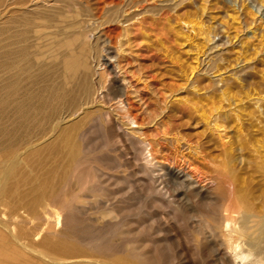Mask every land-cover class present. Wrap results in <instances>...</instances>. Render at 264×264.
I'll use <instances>...</instances> for the list:
<instances>
[{
    "label": "rangeland",
    "instance_id": "374dc122",
    "mask_svg": "<svg viewBox=\"0 0 264 264\" xmlns=\"http://www.w3.org/2000/svg\"><path fill=\"white\" fill-rule=\"evenodd\" d=\"M126 1L134 4L133 0ZM140 1L141 7L130 10L134 18L131 14L129 22L119 23L115 35L121 40V74L129 84L132 82L127 91L128 103L138 119L141 117L139 125H132L133 129L129 130L137 131L133 133L135 139H145L154 145L155 159L149 168L143 159L135 161L138 150H132L123 142L104 134L101 126L103 132L95 128L84 136V161L69 166L70 149L64 139L72 129L71 125L74 126L73 123H77L87 111L107 107L99 99L103 92L110 94L111 88L105 82L101 85L98 73L92 80L96 102L94 106L83 108L77 115L80 118L76 116L55 125L52 118L39 126H27L28 130L26 125L15 121L11 103L6 109L0 103V148L12 145L11 154L13 149L16 151L12 154L15 161L11 160L0 173V264L12 261L11 264H40L31 250H41L38 242L48 237V231L53 227L57 232L66 233L68 238L63 237L65 242L62 243L71 247L70 251L51 252L61 262L83 264L91 259L104 264H219L214 256L216 249V252L225 251L221 252L227 256L226 264L232 263L233 258L221 245V235L227 232L222 209L214 210L206 203L193 199L197 216L190 219L188 212L183 213L184 209H173L176 205L167 207L168 200L163 197L170 185L166 174L170 167L176 171L185 169L196 176L194 179L197 182L202 174L218 176L223 181L220 192L224 197H227L231 184L233 188L230 189L237 191V196L238 192L244 194L246 191L241 198L247 199L242 198V201L240 198V202L232 204L226 201L231 206H238L233 219L238 224L232 223L230 232L241 239L246 252L254 254L252 262L262 258L264 264V229L260 223L257 226L244 224L246 215L255 216L251 218L256 221L264 216V170L261 169L264 147L257 149L259 144L264 146V117L258 115L257 106L253 105L256 99L264 97V0H134ZM23 2L0 0V28L9 25L13 30L12 26L19 21L35 16L29 11L31 7ZM8 5L9 8H5ZM42 7L41 13L47 15L46 8ZM45 21H42L44 28H40L44 37L52 32L49 21ZM201 27L203 30L211 28V34H218V37L208 41ZM43 41L42 44L49 46V37L46 36ZM45 45L38 56L39 61H27L32 79L41 90L47 86L50 60L49 47ZM158 46L160 53L155 51H158ZM220 58L225 59L220 61ZM220 65L224 67L219 68ZM221 78L227 80L230 86L220 82ZM223 84L227 85L226 94L223 93L226 88ZM108 104L112 107L116 105L113 101ZM258 104L264 107V100ZM218 112L222 116L215 121ZM113 116L119 124L122 123V113L115 111ZM10 137H13V142ZM229 143H232V149L228 148ZM225 151L233 155V159L237 158L231 174L214 172L212 168L213 161H218V164L223 162ZM221 173L228 178L226 181ZM224 181L230 183L225 185ZM159 184L166 188L161 189L164 190L161 191L163 195L158 196L161 199L156 204L152 200L153 189ZM233 185H237L236 188ZM91 219L96 222L92 223ZM88 223L94 224L93 228L86 234L82 233ZM15 238H18L17 244ZM52 238L57 240L58 237L55 235ZM101 252L108 254H104L107 257L101 256ZM16 254L20 258L11 259Z\"/></svg>",
    "mask_w": 264,
    "mask_h": 264
},
{
    "label": "bare ground",
    "instance_id": "6f19581e",
    "mask_svg": "<svg viewBox=\"0 0 264 264\" xmlns=\"http://www.w3.org/2000/svg\"><path fill=\"white\" fill-rule=\"evenodd\" d=\"M22 1H24L23 2L24 4H28L29 5L28 7H31V10H29L28 8H27V10H29L30 13L34 12L33 14H35V16L30 17L27 20L19 21L20 22V23L18 22L19 24H17L16 26L14 25V27L12 26L13 30H11L8 27L9 25L8 26L4 25V26H2V28H0V30H1V32H0V103H1L2 107L4 109H6L7 105L11 103L13 110H14L13 114L15 115V118H16L15 121H19L21 124L26 125V127L27 126L33 127L36 125L39 126V124H42L46 120L52 119V118H54V120H53L54 125L59 123V122H66L70 119H74V117H76L81 111H83L82 110L83 108H88V107L94 106L93 104H95L97 97H96V94L94 92L95 90H93V89H95V87L93 86L94 88H92V80H94L95 76L98 73L100 76L101 85H103V83L105 82V83H108L110 85V88H111L110 94L103 92V95L99 99L100 102L104 106H107V107H105V108L103 107V109L97 108L96 110H93V111L89 110L86 113L84 112L85 114L83 113L84 114L83 117L80 120L76 121L77 123H73L74 126L71 125L70 128H72V129L69 132L67 131L68 134L66 135L64 141L70 149V154H69L70 165L69 166L72 167V166L78 165L84 161V159H85V156L83 154V149H84L83 146L85 144L84 136L95 128H98L100 130V128L102 126V128L104 130V134H107L109 137H112L113 139L114 138L117 139V141L119 140V141L123 142L125 145H127L132 150H138L139 155H135L134 160L140 161L141 159H143L146 163V164L145 163L144 164L146 165V167L149 168L150 164L155 159L154 145L151 142L146 141L145 139L144 140L143 139L142 140L141 139H135L133 137V135L136 134L137 131L135 133H134L135 130H132L130 132V130H131L130 128H132V125H139L138 120H140L141 117H140V119H138L137 114L135 115L131 109L132 107H130L131 104L129 105V103H128L129 96L127 98V91L129 88H131L130 84L132 82L129 84L126 77L121 74V67H122L120 65V62H121L120 61V58H121L120 57V53H121V51H120L121 47L120 46L121 45L119 46V44H121V42H120L121 40H120V36L115 35L116 30L118 29V24L119 23L124 24L123 22H126L127 20L129 22V19H132V18H129V16H131V14H132L130 12V10L133 7H135V8L137 6L141 7L142 5H139V4L142 2L141 1L140 2H134V0H133L132 2L134 4H130L131 2H127L126 0H22ZM42 6H44L46 8V12H48V13H46L47 15H45V13H43V12L41 13V7ZM151 7H153V6H151ZM5 8H9V5ZM141 11H143V10H141ZM160 11H161V9H160ZM157 12L159 13V11H157ZM3 15H4V13H3ZM16 15H17V13H16ZM133 15L134 14H132V16ZM20 16H22V15H20ZM23 17L24 16H22V18ZM133 18H134V16H133ZM44 19L49 21L48 22L49 27H50L49 29L52 28V32L51 31L49 33L47 32L48 34L46 35L47 38L48 37L50 38L49 46L42 44V41H43V39L46 38V36L44 37L42 34H40V32H42V30L40 28H44V26H43L44 24L42 23V21ZM47 21H45L44 23H47ZM124 28H125V26H124ZM201 29H202V27H201ZM210 30H211V28L207 29L205 27L203 32L206 33V39L208 41H213V40H215L213 38L218 37L217 36L218 34L216 33L217 35H215V34L212 35L213 33L211 34ZM118 38H119V41H118ZM44 43H46V42H44ZM157 44H159V41ZM44 45L49 47V53L48 54H50V58H49L50 60H49V66L47 68L48 69V78L46 80L47 86L45 85L46 86L45 90H41V89H38L37 82L34 81L35 79L34 78L32 79L33 75L31 73V68L28 67L27 63H29V62H27V61H29L28 59H32V60L37 59V61H39V57H40L39 54L41 53L42 47L45 49ZM155 46L156 45L154 44V47ZM158 48H159V46L156 49H158ZM159 50L160 49H158V51L157 50H155V51L158 53ZM44 53H45V51L43 52V54ZM48 56H47V58H48ZM216 58H217V56H216ZM222 59H225V58H220V61H222ZM40 60H42V59H40ZM226 61H228V60H226ZM210 62H212L211 59H210L209 63ZM37 64L38 63H36L35 65H37ZM222 66L220 65L219 68L220 67L222 68ZM95 67L97 69H95ZM225 67H226V65H225ZM98 69H100V71H98ZM35 72H33V73L35 74ZM123 72H125V71H123ZM28 79H30V81L26 82L27 84L25 83L26 84L25 85L23 83V81L28 80ZM42 80H43V78H42ZM219 81L223 82L224 80H223V78H221ZM226 81L227 80H225L224 82H226ZM42 82L44 83V81H42ZM223 85H225L224 87H226L224 89V92H223V93H225L227 91V85L226 84H223ZM228 85L230 86V84H228ZM129 92H130V90H129ZM226 93H228V92H226ZM128 95H129V93H128ZM123 97H125V98L123 99ZM263 100H264V97L258 98V99H256V101H254L255 103H253V105L255 104L257 106V107L255 106V107L257 108L258 115L264 117V107H262V104H258L259 101L261 103ZM112 101L116 104V105H114L115 107H112L113 105L108 104V103L112 104ZM111 108H114V109H111ZM115 111H118L119 114L122 113L121 120H123V121L121 124H119L117 122L118 120L116 121V119L113 116V113ZM254 112H256V111H254ZM220 116H222V113L218 112V114L214 120L215 121L220 120ZM78 118H80V117H78ZM221 119H222V117H221ZM47 122L48 121H46V123ZM259 122H261V121H259ZM140 123H141V121H140ZM261 126L259 128L260 130L262 129ZM28 130H29V128H28ZM243 130H245V129H243ZM21 131H23V130H21ZM100 131H102V130H100ZM127 131H129L130 133ZM36 136H37V134H36ZM13 137H10L12 142H13V139H12ZM2 141L8 142V139L6 141H4V140H2ZM2 141H1V143H2ZM32 142H34V141H32ZM36 142H34V143L36 144ZM103 142L106 144V142L104 140H103ZM37 143H39V142H37ZM58 143H60L59 140H58ZM232 143H229L231 145H230V147L228 146V148H230V149L233 148ZM246 143H248V142H244V144H246ZM28 144H33V143L28 142ZM107 144H109V142ZM12 147H13L12 145H6L5 147L3 145L0 148V173L5 169L6 165L9 164V162L11 160H13L15 157L14 155L12 156V154H14L16 151L14 152V149H13L12 150L13 153L11 154V152H10ZM25 147L27 148L29 146H25ZM239 147H241V146H239ZM263 147H264L263 145L261 146L259 144L257 149H261V148L263 149ZM55 148H52V149H55ZM244 148H245V146H244ZM48 150H50V149H48ZM23 151H25V149ZM34 153H36V152L34 151ZM132 153H134V152H132ZM228 153H230V152H228ZM257 153H259V150ZM20 155H22V154H20ZM202 155L204 156V154H201V156ZM223 155H225V157H224V160L222 163L218 164V161L216 162V161H213L211 159L213 161L212 162L213 164L217 163L218 165L216 166L214 164L216 166V167H214V165L212 163H210V164L213 165L212 168H214V170H213L214 172L218 171L220 173V172L224 171V173L225 172L230 173L233 166H234V162L237 161V158L233 159L232 158L233 155L230 156L229 154H226V151H225V154L223 153ZM235 156H236V154H235ZM17 158H18V156H17ZM204 158H206V157H204ZM221 158H222V156H221ZM214 159H216V158H214ZM143 160H142V162H144ZM14 161L15 160H13V162ZM13 162H11V163H13ZM132 162H134V161H132ZM208 162H210V161H208ZM255 162H256V160H255ZM263 163H264V161H263ZM189 164H192V163H190V161H189ZM262 166L264 167V165H261V167ZM35 167H37V166H35ZM143 167H144V165H143ZM209 167H211V166H209ZM263 167L261 168L262 170H264ZM141 169H143V168H141ZM235 169L236 168H234V170H233L234 172H235ZM210 170L212 171V169H210ZM210 170H209V172H210ZM225 170H227V171H225ZM143 172L146 173L145 170H143ZM218 172H217V174H218ZM234 172H232V173L234 174ZM201 173L202 172H200V174ZM211 173H210V175H211ZM166 174L168 175V179L170 182V185L168 186L169 189L167 188L168 191H167V193L165 192L166 196L163 197L164 199L166 198L168 200L167 202L169 205L167 207L172 208L171 205H176L177 207L175 206L176 208L173 207V209H175V210H177L178 208L184 209L185 211L183 212V210H182V212L183 213L188 212L190 219H194L197 216V210L194 206L193 199H197L198 201H200L202 203L203 202L206 203L207 205H209L214 210L215 209H222L224 215L226 216V220H225V223L223 225H224L225 231H227V232L221 235V240H222L221 245L225 247V250L229 253L231 258H233L232 259L233 262L230 264H233L234 262H235V264H263L262 258H257V259H255L254 262H252V260L254 259V254L251 251L246 252L244 250V245H243L241 239H239L238 236H236L235 234H232L230 232L231 224L232 223H234L235 225L238 224V221L233 220V219H235L234 214L237 212L238 206H233V205L231 206L228 203L232 204L234 201L240 202L241 200L243 201L244 198L247 199L248 197H244V198L242 197L243 199L241 198V195L242 196L245 195L246 191L244 192V194H240V192H238L237 194L240 196L239 197L236 195L237 191H234V190L231 191L230 187H232V184L230 186L227 185L229 187V189L228 188L227 189H228V191L229 190L230 191L228 192L229 194L227 193V197H224V196H222V193H221L222 191L220 192V190L222 189L223 181L222 180L220 181L218 176L217 177L206 176V175L202 174V175H199L201 180L200 181L198 180V182H197V180L194 179L196 176L194 177V175H192V173L186 172L185 169H182V171H176V170H173L171 167L167 169ZM212 174H214V173H212ZM220 175L223 177L225 176L223 173H221ZM259 175H261V173ZM10 176H11V174H10ZM227 176L229 177V174ZM243 176L242 177L240 176V177L243 178ZM227 179H226V176H225V179L223 178V180H225V181ZM149 180L152 181L153 179H149ZM231 180H232V178H231ZM233 180H235V179H233ZM205 181L208 183H204ZM225 181H224L225 185L230 183V182L226 183ZM241 183H243V181ZM150 184H151V182H150ZM160 184H162V183H160ZM160 184L157 185L153 189L154 194H153L152 200L155 201V203H156V201L160 200L161 195H163V192H161V191H164V190H161V189L166 188L164 186H161ZM236 186H234V187L236 188ZM55 188H57V187H55ZM240 189L241 188H239V190ZM247 191H248V189H247ZM241 192H243V191H241ZM158 196H160V197H158ZM247 196H249V195H247ZM240 198H241V200H240ZM253 201H254V199H253ZM167 202L164 201V203L166 205H167ZM41 203H42V201H41ZM64 204H66V203H64ZM97 204H100V203H97ZM165 204H162V205H165ZM104 205L105 204L103 203V206ZM107 205H108V202H107L106 206ZM235 205H237V204H235ZM113 207H116V206L114 205ZM247 207H248V205H247ZM95 208L96 207H94V209ZM102 208H104V207H102ZM102 208H100V209H102ZM104 209H106V208H104ZM250 212H251V210H250ZM258 212L260 213V211H258ZM261 213H263V212H261ZM251 215H254V214L251 213ZM251 217H255V216H250V215L247 216L246 215V217H244V224H251L252 223L251 225L257 226L260 223L261 227L264 229V216L260 219V221L253 220ZM94 219H91L92 223L96 222ZM92 223H90V224L88 223L89 225L87 224L82 229V233L86 234V232H89L91 230V228H93V226H94V224H92ZM199 223H200V221H199ZM117 224H118V222L112 226H115ZM99 225H100V223H99ZM76 226H77V224H76ZM119 226H120V224L118 225V227ZM80 227H82V226H80ZM114 228H116V227H114ZM76 230H77V228H76ZM110 230H112V229L110 228ZM102 234L104 235V233H102ZM39 235L40 234H38V236ZM55 235H56V237H58L57 240H54V238H52L53 236L55 237ZM65 235H66L65 232H57L54 227L50 228L48 231V235H47L48 237H45L40 242H38L39 243L38 245L41 246V250H35V249L33 250V248H32L31 251H33V253H31V254L35 257V259L40 264H72L73 262H61L60 260L55 259L53 254H52L54 252L70 251L71 247L70 246L67 247L66 245H64L62 243L63 241L65 242V240L62 241V239H64L63 237L68 238L67 235L66 236ZM99 235H101V234H99ZM213 235H214V232H213ZM2 237H3V235H2ZM12 237H14V236L12 235ZM99 238H100V236H99ZM17 239L18 238H15V240H14V241H16V244H17ZM212 239H213V237H212ZM134 241L135 240H133V242ZM104 247H106V246H104ZM0 248H1V246H0ZM29 249H31V248H29ZM219 249L221 250V248H219ZM99 250H100V248H99ZM111 250H112V248H111ZM214 251H215L214 256H215L217 262L219 264H226V260H227L226 257L227 256L223 252H221L224 250L216 252V249H215ZM97 252H99V251H97ZM117 253H119V252H117ZM23 254H24V252H23ZM104 254H106V253L105 252L102 253L101 256L104 257ZM110 254H112V253H110ZM114 254H116V253H114ZM135 254H136V252H135ZM2 255H3V253H2ZM106 255H108V254H106ZM106 255H105V257H107ZM16 256H17V258L19 257L16 254V255L12 256L11 259H15ZM139 256H140V254L138 255V257ZM144 256L145 255H143V256L141 255V257H144ZM135 257H136V255H135ZM108 258H109V256H108ZM10 261H12V260H10ZM23 262H24V260H23ZM26 262H28V261H26ZM7 264H9V263L7 262ZM13 264H15V263H13ZM83 264H104V263L100 260H91L90 259L88 261L83 262Z\"/></svg>",
    "mask_w": 264,
    "mask_h": 264
}]
</instances>
